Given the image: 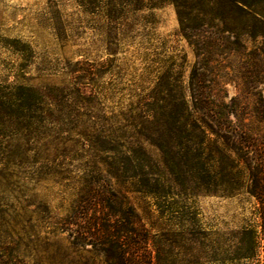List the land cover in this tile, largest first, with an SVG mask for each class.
I'll return each instance as SVG.
<instances>
[{
    "label": "trees",
    "instance_id": "obj_1",
    "mask_svg": "<svg viewBox=\"0 0 264 264\" xmlns=\"http://www.w3.org/2000/svg\"><path fill=\"white\" fill-rule=\"evenodd\" d=\"M170 2L196 57L188 90L179 78H159L120 118H109L102 109L117 75L103 87L99 82L114 66L111 61L77 63L72 89L0 87V186H15L26 200V172L39 160L60 169L55 184L69 181L63 168L74 160L67 150L74 135L90 160L72 182L76 199L69 216L53 219V233H68L72 249L100 256L105 264H264V104L260 99L253 111L258 125L241 120L218 73L219 57L247 50L242 38L261 40L240 67L248 94L261 97L264 0ZM106 17L118 21L123 15L109 11ZM43 147L54 151L52 160L39 157ZM113 179L153 201L165 223L160 234L141 223ZM244 192L257 207L234 236L226 239L202 227L195 208L199 196Z\"/></svg>",
    "mask_w": 264,
    "mask_h": 264
},
{
    "label": "rangeland",
    "instance_id": "obj_2",
    "mask_svg": "<svg viewBox=\"0 0 264 264\" xmlns=\"http://www.w3.org/2000/svg\"><path fill=\"white\" fill-rule=\"evenodd\" d=\"M109 2L0 0V87L23 85L46 92L72 89L71 71L77 63L111 61L114 66L99 82L103 87L112 74L117 75L116 89L102 109L109 118H120L132 102L137 103L136 96L151 90L159 78H179L187 91L196 57L180 32L175 5L170 0H116L113 6ZM109 11L123 17L110 21ZM260 41L246 36L241 42L247 50L219 57L221 89L229 100L237 101L239 118L254 125H258L253 117L256 103L262 99L264 104V83L257 86L261 97L248 94L251 90L244 84L240 67ZM72 139L67 150L74 160H67L63 168L69 181L55 184L60 169L39 160L37 167L26 172V200L15 186L14 191L0 186V264H105L100 256L72 249L68 233H53V219L66 218L73 209L72 182L81 173V165L90 160L82 141L74 135ZM147 150L157 156L153 148L147 146ZM47 155L52 160L54 151L41 148L39 157ZM112 185L153 235L162 232L165 223L150 198L115 179ZM255 207L256 199L245 192L230 198L201 195L195 200L202 227L226 239L253 219Z\"/></svg>",
    "mask_w": 264,
    "mask_h": 264
}]
</instances>
